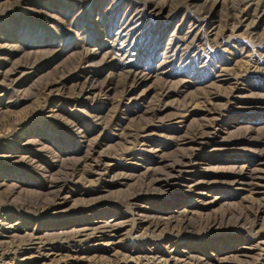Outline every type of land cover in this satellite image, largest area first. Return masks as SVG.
<instances>
[{
    "label": "rangeland",
    "instance_id": "1",
    "mask_svg": "<svg viewBox=\"0 0 264 264\" xmlns=\"http://www.w3.org/2000/svg\"><path fill=\"white\" fill-rule=\"evenodd\" d=\"M77 1L0 0V221L19 235L46 238L105 222L121 229L6 263L141 264L140 254L154 252L184 262L264 264V73L251 69L264 65V0L244 19L228 11L241 0H88L73 8ZM163 3L162 12L153 8ZM135 14L142 28L123 62L131 60L143 77L132 83L113 56L122 18ZM194 27V37L180 43ZM173 49L178 55L170 59ZM75 67L78 86L97 87L70 97L71 74L68 91H44L53 108L39 110L42 82ZM81 130L96 140L92 151L82 146ZM186 151L189 163L171 170ZM86 154L100 173L84 174L85 181L77 175L51 206L43 184L62 172L50 159L82 164ZM106 167L127 178L107 182ZM168 170L176 176L152 182L151 192L110 203ZM26 201L45 208L30 213ZM182 215L194 233L174 222L152 235L138 227L141 217Z\"/></svg>",
    "mask_w": 264,
    "mask_h": 264
},
{
    "label": "bare ground",
    "instance_id": "2",
    "mask_svg": "<svg viewBox=\"0 0 264 264\" xmlns=\"http://www.w3.org/2000/svg\"><path fill=\"white\" fill-rule=\"evenodd\" d=\"M218 1H221V0H215L214 4H216V2ZM87 2L88 0H78L75 4H72V7L74 8L77 5H81L80 7H82V6H85ZM257 3L258 1L256 2L255 0H241L233 4L229 8L228 10L229 17H234L237 19H244L245 16L248 14L247 12L251 8V6L252 5L258 6ZM242 5H245V6L241 8ZM165 7H166V3H163L161 5L157 4V6L153 5V8L158 12H162ZM9 9H12V5L9 7ZM12 11L13 10H10L9 13ZM209 13L210 12H207V14ZM142 20L143 18L142 17L140 18L139 16H137V14L124 17L122 18L119 28L116 32L119 35V37H121V39L123 38V41L121 43V47L118 50H116L117 56L115 54L113 56V59H114L113 62H115V60H117V62L122 61V67L120 68V71H118V74L124 75L125 79L130 78L132 83H135L138 80L142 79L143 75L139 73L138 70L134 69L133 65H130V63H132L131 60L127 62H123V60H126L128 58V54L131 53L129 52V50L135 44L134 36L137 37V34L141 32L142 27H140V23L142 22ZM195 28L196 27L189 28L187 32L185 33V35L180 39V43L187 44L188 39H191L192 37H194L193 36L194 34L192 33L195 31ZM134 32H136V34L133 37H131ZM81 49L86 50V48L84 47H82ZM108 54H110V52ZM177 55H178L177 50L173 49L172 52L168 55V58L173 59ZM182 57L183 55L180 57V59ZM105 58L106 57L104 56V59L102 60V62L105 61ZM118 58H120L121 60H118ZM251 69L255 71V73L256 72L264 73V65L260 66L256 63L254 66L251 67ZM76 72H78V67H75L74 69H71L70 71H66L65 75L63 74L58 77L55 75L53 78L48 79L45 82H42V84L38 87L36 91V95L42 97L44 95L43 94L44 91L52 87L59 91L60 90L68 91V89L66 88V81L69 80L67 77H69L71 74H74L75 77L70 79L73 82V88H72L73 92H68L69 96L71 97V96L76 95L77 99H81L82 97L89 95L90 90L95 89L97 85L91 82H87L85 85L78 86L76 84L77 83L76 78L79 77L81 73L79 74V72L78 73ZM223 75L224 74L222 73L221 76ZM15 82L18 83L20 82V80H16ZM100 88H102V85ZM42 99H43L42 101L38 102V106H40L39 110L44 111V112L50 111L53 108V106L48 105L46 98L42 97ZM78 133H80V136L82 138V146L85 147L86 149L85 151L86 152L92 151L93 145L95 144L96 140L90 139L89 136H87V133L83 130H81ZM129 135H130L129 138L132 137L133 135L135 136V134L132 132ZM194 135L192 137H194ZM185 157H189L188 151L183 153L180 157H178L177 160L173 161L170 164L171 170L175 169L177 173H180L182 170V167L186 165L187 163H189V161L184 160ZM38 158H42V155L40 157L38 156ZM50 160L53 162L52 165H58V167L61 168L60 172H62V177H60L58 180L56 179L54 180V178L49 177L45 179V182L43 184L44 187L49 189L48 191L53 193L51 206L58 204V202L63 199L64 197L62 195L63 188L67 186L68 182L75 179L77 175H81L84 179L83 181H85V180H88L86 178L87 176H85L88 173H91V172L96 173V174L100 173V172L91 170L92 167L94 169L96 166L94 163H92V161L90 160V156L87 154L84 156L82 160V164L71 163V164L64 165L63 163L58 164L56 162L57 160L55 159L53 160L50 159ZM104 173H105L107 182L108 181L110 182L119 181L120 182L121 180L127 178L123 174H117V175L114 174V172L110 171V167L108 168L106 167ZM173 176H176L175 173H172L170 170H168V171H163L161 174L157 176H153L151 179L150 177H144L143 182L140 183V185H134V187L131 189L132 193H128L125 195H114L112 199L110 200V203L111 204L113 203L121 204L124 201H129L131 199V196H133L132 198H136L140 196L139 194L149 193L151 192V188L153 185L152 182L160 181L161 179H167ZM24 207L30 213L32 212L38 213L37 211H39L42 208L43 209L45 208L39 203H34L32 201H26L24 204ZM38 214H34V215H38ZM172 222L175 223L174 225H177L176 227L181 228V229L183 228L186 231H192V229L195 228L194 223L191 221V219L185 215L177 216L176 219L174 220H167L162 217H158L155 219H146V218L141 217L139 224L138 223L137 224H138L139 230L141 231L142 235L145 233L146 235H152L158 231L160 232L162 230L161 229L162 226L164 227L169 226V224L170 223L172 224ZM6 223L7 222H4L2 220L0 221V264H7L5 259L18 258L22 253H25L26 251H34V250L38 251V250H43V249H53V250L62 251L65 249H75L82 242H86L93 238L109 237L111 235L117 234L121 229V226L117 224L116 222H105V223L99 224V226H96V227H87V228L73 227L70 230L57 233L54 237L46 238V237H42L39 235H35L34 232H26L24 235H19L14 231V226L10 225V223L9 225H5ZM192 232L194 233V230ZM138 258L141 264H206L203 258H200V257L194 256L191 262H184L180 260L179 258L173 255H170L169 253L166 257H163L159 255L158 253L148 252V253H143V255L140 254ZM114 264H118V262Z\"/></svg>",
    "mask_w": 264,
    "mask_h": 264
}]
</instances>
